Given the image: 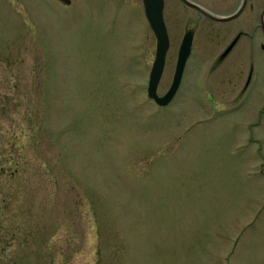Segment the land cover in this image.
Segmentation results:
<instances>
[{"label": "rangeland", "instance_id": "374dc122", "mask_svg": "<svg viewBox=\"0 0 264 264\" xmlns=\"http://www.w3.org/2000/svg\"><path fill=\"white\" fill-rule=\"evenodd\" d=\"M194 1L218 16L243 3ZM170 2L179 38L186 15ZM12 5L0 0V264H264V0L232 21L193 11L166 106L147 90L146 21ZM240 30L255 31L253 58L219 63Z\"/></svg>", "mask_w": 264, "mask_h": 264}, {"label": "flooded vegetation", "instance_id": "af4514ba", "mask_svg": "<svg viewBox=\"0 0 264 264\" xmlns=\"http://www.w3.org/2000/svg\"><path fill=\"white\" fill-rule=\"evenodd\" d=\"M5 1H6L7 5H8V7H9V9L8 8H4V10H10L11 8L12 9L14 8V6L12 5V1H17V0H5ZM177 1L178 2L175 4L174 9L175 8H179L180 9L179 15L182 16L184 13L186 15L185 25H181V28H184L183 34L179 38L177 37L178 36L177 32L173 33L174 31L170 28V12H172V8L173 7L171 8L170 0H164L163 16H164V21H165V24H166V27H167L168 36H169L168 51H169L171 46H173L175 43H177V52H176L177 59H176V64H175V67H174V71H173L172 80L170 82V85L168 86V89H166V91H162V93H160L159 92V88L162 85L161 83L163 82V75H164V72H165V69H166V63H167V60H165L163 74H162V77L160 79L159 86H158V89H157V92H158V94L160 96H163V95H165L168 92V90L170 89V87H171V85H172V83L174 81V77H175L176 70H177V65H178V60H179L181 46L183 44L184 37H185V35L188 32H192L193 33V43H192L191 53H190V55H189V57H188V59L186 61V64H185L183 77H182L179 89H178L177 93L175 94V96L173 97V99L171 100V102L176 98V96L179 93V90L181 89V87H182V85H183V83L185 81L184 77L186 75V71H187V67H188V63H189L188 61L191 58V55H192V52H193L194 32H193V27L190 26L191 23H192L193 11L197 12L201 16L205 17V15H206L207 17L212 18V17L208 16L207 14H205V2L198 3V2H195L194 0H177ZM249 1L250 0H246V4L244 6V9H243V11L240 13V15L238 17H240L243 14V12L246 10L247 4H248ZM244 2H245V0H243V3L240 6V8H238V10L234 11L232 14L223 15V17L231 16V15H234L235 13H237L242 8ZM30 3H31V7L32 8L30 6L28 8H29V11H31V12L33 10H43L45 12L49 11V12H52V13H62V12H65L66 10H68L67 8H72L73 11H76V12L80 13V11L86 9V10H90V11L92 10L90 12L91 14H94L92 12L95 11L97 13L100 12L102 15H105V14L106 15L107 14L110 15V13H111V14H113V16H120V15H121V17H125L126 16L125 19H127L128 21H129V16H130V19L132 21V25L133 26L137 25L136 24V22H137L136 18H137V19H139V24H142L143 26H145V23L147 22L146 24H149V26L152 27V25H151V23H150V21H149V19L147 17V14H146L145 0H30ZM82 3H88L89 8H83L81 6ZM194 4H196L197 6H194ZM41 5H42V7H41ZM60 5H64V7H61ZM74 5H76V6L74 7ZM65 6H68V7H65ZM249 7L251 9V5ZM0 10H2L1 7H0ZM26 10H27V8H26ZM252 11H253V13H251V14L256 15V11L255 10H252ZM263 12H264V10H263ZM263 12H262V14H263ZM238 17H236V18H234L232 20H235ZM212 19L216 20L214 18H212ZM135 20H136V22H135ZM232 20H227V21H232ZM143 26H142V28H143ZM261 27H262V31L264 33V28H263V24H262V16H261ZM140 28H141V25H140ZM138 29L139 28H137V30ZM152 29H153V27H152ZM153 31H154V33L156 35V55H157L158 37H157V34H156L154 29H153ZM254 32L255 31H252V33H249V32H245V31L240 30L234 36V38L231 40V42L224 48L222 53L220 54V56L218 58L219 63L226 62L228 59H234L235 62L236 61H240L241 59H245V57L242 56V52L246 53L247 50L250 51V57L252 59L253 58V53L257 50V44H256V38H255L256 35H255ZM245 35L249 36V41L250 42L248 43V46L245 45V47H242V48L238 47L242 37L245 36ZM261 45H262V47L264 49V42H262ZM236 49H239L240 51L242 49L241 54L232 56ZM168 51H167V53H168ZM166 58H167V54H166ZM155 59H156V56H155V58L153 60L150 72L148 73L149 74V82H148L147 90L149 89L150 76H151V72H152V68H153V64H154ZM250 74L251 75H248V78L246 80L245 87H248L249 84L251 83L252 73H250ZM151 99L156 104H158L159 106H166V105L159 104L154 98H151ZM169 104H167V105H169Z\"/></svg>", "mask_w": 264, "mask_h": 264}, {"label": "water", "instance_id": "95a60500", "mask_svg": "<svg viewBox=\"0 0 264 264\" xmlns=\"http://www.w3.org/2000/svg\"><path fill=\"white\" fill-rule=\"evenodd\" d=\"M246 4V0L242 6V8L235 13L234 15L223 17L218 16L216 14H213L205 9V14L208 16L219 20V21H227L232 20L240 15V13L243 11L244 6ZM146 5V14L147 17L155 30L157 37H158V47H157V55L156 59L153 64L151 76H150V83H149V89L148 94L151 98H154L159 104L161 105H167L171 102L175 94L177 93L182 77L183 72L185 68L186 61L191 53L192 43H193V33L188 32L183 40V44L181 46L178 65L176 74L174 77V81L168 90V92L160 96L157 92L160 79L163 74L164 65H165V59H166V52L168 50L169 46V36L167 32V27L164 21L163 16V7H164V0H145ZM194 6H197L194 4ZM262 24L264 28V12L262 14Z\"/></svg>", "mask_w": 264, "mask_h": 264}]
</instances>
